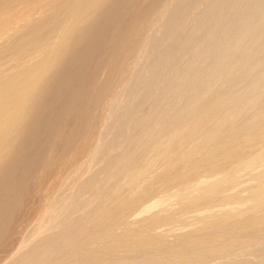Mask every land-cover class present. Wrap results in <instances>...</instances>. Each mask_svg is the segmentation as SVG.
I'll return each mask as SVG.
<instances>
[{"label":"bare ground","instance_id":"6f19581e","mask_svg":"<svg viewBox=\"0 0 264 264\" xmlns=\"http://www.w3.org/2000/svg\"><path fill=\"white\" fill-rule=\"evenodd\" d=\"M0 264H264V0H0Z\"/></svg>","mask_w":264,"mask_h":264},{"label":"rangeland","instance_id":"374dc122","mask_svg":"<svg viewBox=\"0 0 264 264\" xmlns=\"http://www.w3.org/2000/svg\"><path fill=\"white\" fill-rule=\"evenodd\" d=\"M244 178H242L241 177V179H244V181L247 179L245 176H243ZM240 179V181H243V180H241ZM243 181V182H244ZM243 182H241V184L242 185H240L239 187H241V186H243L244 184H243ZM236 189H239V188H237L236 187ZM158 194V193H157ZM160 194H158V195H156L155 194V196L156 197H158ZM154 197V196H153ZM153 197H151V198H148L146 201H145V203H149V204H151V202L152 201H150V200H154V198ZM32 200V201H31ZM30 200V203H29V205H28V207H27V209L25 210V212H24V216L22 217V219H20L16 224H18V225H15V227H16V229L14 228V230H13V234H14V236H13V238H12V241H11V243H10V247H8L7 249H8V251H11V250H13L12 248H16L17 247V245H18V243L21 241L20 239L21 238H24L26 235L25 234H27V236H28V234H29V232H30V230H31V228H32V226H33V224L35 223V220H36V216L38 217V215H39V211H40V209H41V206H43V202H39V201H37V199L35 200L34 198L33 199H31ZM169 203V202H168ZM171 203V202H170ZM40 204H42V205H40ZM146 204V205H147ZM148 204V205H149ZM170 206V205H169ZM170 208H172V204H171V206H170ZM38 209V210H37ZM33 210V211H32ZM37 210V211H36ZM155 211L157 210V208H155L154 209ZM153 210V211H154ZM36 212V213H35ZM39 212V213H38ZM153 213V212H152ZM188 215H190L191 216V214H189V213H187V214H185V216H184V218L185 219H187V217L186 216H188ZM30 216V217H29ZM34 218H35V220H34ZM190 217L188 216V219L187 220H191V219H189ZM34 223H33V222ZM189 221H188V223L186 224V226L188 227L189 226ZM32 225V226H31ZM177 227V228H176ZM186 227V228H187ZM171 228V229H170ZM170 228L169 227H163L162 226V228H157V232L159 231L160 233H162V231H165V230H169L170 229V231H175V229H176V233H179V232H181V227H178V226H175V225H173V226H170ZM179 228V229H178ZM185 227H184V230L186 229ZM159 229V230H158ZM188 229V228H187ZM186 229V230H187ZM17 232H16V231ZM180 230V231H179ZM182 230H183V228H182ZM172 231V233H174V234H176L175 232H173ZM158 232V233H159ZM183 232V231H182ZM26 236V237H27ZM19 237V238H18ZM20 240V241H19Z\"/></svg>","mask_w":264,"mask_h":264}]
</instances>
